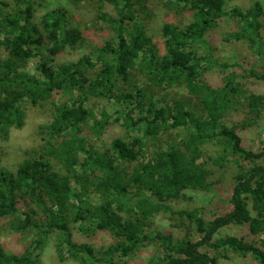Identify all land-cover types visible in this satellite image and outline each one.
I'll return each instance as SVG.
<instances>
[{"label": "trees", "instance_id": "obj_1", "mask_svg": "<svg viewBox=\"0 0 264 264\" xmlns=\"http://www.w3.org/2000/svg\"><path fill=\"white\" fill-rule=\"evenodd\" d=\"M96 1L98 18L110 26L112 39L93 54L65 64H57V58L85 42L83 32L70 26L67 12L45 13L39 27L35 0H12L10 12L0 9L1 137L23 125V103L53 105L51 121L40 128L45 141L39 151L15 169L0 167V220L14 233L34 237L22 254L7 253L0 245V264H41V246L53 233L59 235L60 256L66 253L80 264H117L147 245L160 251L148 264H219L200 251L203 246L250 255L264 264V143L256 151L244 148L236 128L225 122L238 99L254 119L264 110V90L248 93L238 82L254 78L264 86V9L256 3L246 11L227 12L224 0H168L190 19L183 27L163 24L164 53L159 55L138 15L139 0ZM225 16L240 23L230 40L258 48L260 67L247 76L225 75L231 65L218 64L206 44L205 55L198 52L197 45ZM31 63L35 73L28 71ZM215 67L225 75L218 87L205 80ZM136 76L149 86L134 84ZM178 88L195 102L192 108L187 100L156 99L157 93ZM57 95L59 102L54 101ZM93 102L121 108L116 115L124 116L123 124L143 136L130 142L117 137L98 150L95 145L113 118L105 109L98 118ZM181 130L186 134L179 137ZM216 141L237 167L230 208L210 221L197 210L174 211L171 203L189 200L187 192L210 191L204 146ZM225 162L224 156L212 161L218 167ZM160 214L194 224L200 239L154 228ZM74 226L82 232H105L112 242L100 249L78 243ZM232 226H247L252 240L232 235L214 239Z\"/></svg>", "mask_w": 264, "mask_h": 264}, {"label": "rangeland", "instance_id": "obj_2", "mask_svg": "<svg viewBox=\"0 0 264 264\" xmlns=\"http://www.w3.org/2000/svg\"><path fill=\"white\" fill-rule=\"evenodd\" d=\"M225 10L230 12L234 9L246 11L259 3L264 9V0H224ZM35 22L41 27L40 20L42 16L54 9H63L70 17V26H77L85 37L84 44L76 51H67L61 54L56 63L65 64L76 62L78 59L89 56L96 49L103 47L106 42L112 39V31L110 26L98 18V4L96 0H35ZM2 3L8 4L7 7L2 6ZM12 0H0V9L6 12L11 11L9 5ZM140 7L138 15L143 19L146 32L152 37L154 44L159 50V55L164 53V39L162 37L161 28L164 23L171 22L183 27L190 19L189 13L182 12L180 9L173 8L168 0H139ZM180 10V11H179ZM111 14L109 11H107ZM262 28L260 37L264 41V17L262 19ZM240 28L238 18L225 16L217 27L209 33L203 44H198L197 49L200 55H205L208 45L212 50V57L218 64H230L227 74H236V76H247L250 70L257 71L261 64V58L257 47H252L248 41H233L229 37L233 36ZM220 68H212L205 75V80L218 87L222 85L225 75H222ZM30 73L34 72V65L31 63L28 66ZM234 72V73H233ZM243 85V90L246 92H263L264 86L254 78H244L238 80ZM134 84H145L149 86V82L136 76ZM142 83V84H141ZM157 85L156 83H154ZM154 86L150 84V86ZM156 90V89H155ZM158 92V90H156ZM156 99L164 98L167 102L173 100H187L189 105L194 106L195 102L189 98V95L183 91V88L169 90V92L157 93ZM60 95L54 98L55 102H59ZM191 106V108H192ZM23 110V125L20 128L12 127L7 138L0 135V167L15 169L17 164L25 158L38 152L44 144L45 138L41 134L40 128L47 125L51 121L53 105L51 102H42L38 105H32L29 102L22 104ZM105 109L112 115L113 120L102 134V141L97 142L95 147L100 150L104 149L105 145H109L111 140L121 137L130 142L132 138H141L142 131L137 129L130 130L126 127L123 117L119 118L116 111L121 108H116L112 104L101 102H93L92 110L99 118L100 110ZM135 117V116H134ZM138 117H135L136 120ZM118 119V121H115ZM226 125L235 127L239 136L242 139V145L246 149L258 150L261 144L264 143V110L261 116L257 119L248 110L243 99H238L225 118ZM175 132L172 133L174 135ZM186 134L184 130L178 131L177 136L182 137ZM94 144V143H93ZM150 145V143L148 144ZM148 154L152 148H148ZM205 159L207 160V168L210 171L209 182L211 189L206 193L187 192L186 196L189 200L175 201L171 203V208L174 211H195L204 218L205 221L213 220L217 216L223 215L229 208L228 198L233 189V176L237 171L236 163L232 160L229 153H224V145L221 142H211L204 146ZM226 158L225 165L218 167L212 163L216 158ZM63 173V171H62ZM90 201L94 203L96 199L90 196ZM75 236V241L78 243L86 242L93 245L96 249L105 248L112 242V238L105 232L94 230L93 228L86 232L80 231L77 226L72 227ZM154 228L161 231H170L177 236L188 235L194 240H199L200 236L196 235L194 224L186 220H181L176 215L160 214L154 224ZM236 236L244 238L250 242L252 239L248 235L247 226H232L221 231L214 239L223 238L225 236ZM34 237L31 234H17L9 229L5 220H0V245L7 253L22 254L28 249ZM59 243L58 233H53L44 239L40 251L41 264H80L78 259H74L65 255L62 258L58 252L57 244ZM202 253H206L211 257L217 258L219 264H257L250 256H243L234 253L231 250L214 251L208 246L200 247ZM36 254V253H35ZM160 254L159 249L155 245H147L141 247L134 255L129 258L118 260L117 264H148Z\"/></svg>", "mask_w": 264, "mask_h": 264}]
</instances>
